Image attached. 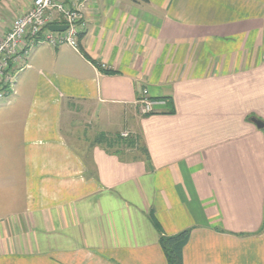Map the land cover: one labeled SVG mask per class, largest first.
Here are the masks:
<instances>
[{"label":"crops","instance_id":"1","mask_svg":"<svg viewBox=\"0 0 264 264\" xmlns=\"http://www.w3.org/2000/svg\"><path fill=\"white\" fill-rule=\"evenodd\" d=\"M79 4L0 103V264H166L150 213L184 264H264V0Z\"/></svg>","mask_w":264,"mask_h":264},{"label":"built area","instance_id":"2","mask_svg":"<svg viewBox=\"0 0 264 264\" xmlns=\"http://www.w3.org/2000/svg\"><path fill=\"white\" fill-rule=\"evenodd\" d=\"M80 0H32L31 8L12 22L9 30L0 36V100L8 96L13 88L16 75L25 67L32 49L40 44L57 48L67 45L77 49V37L85 28ZM65 26L62 32H52L49 26ZM140 110L150 114L160 105L150 100L145 89L139 90ZM126 132L121 137L126 138Z\"/></svg>","mask_w":264,"mask_h":264},{"label":"trees","instance_id":"3","mask_svg":"<svg viewBox=\"0 0 264 264\" xmlns=\"http://www.w3.org/2000/svg\"><path fill=\"white\" fill-rule=\"evenodd\" d=\"M1 1V0H0ZM82 52V51H81ZM83 56L88 59V56L82 52ZM110 73V72H107ZM168 109L171 112L172 106L171 104H168ZM97 143L104 142L107 144L108 148H115L117 150L122 149V145L125 142L124 139H122L120 136L115 135L114 138L106 139L104 137H99L96 141ZM150 218L158 230L159 233V239L158 243L160 246V249L164 255V258L166 260V264H184L183 263V249L188 241L189 235H190V229L182 230L174 235H165L162 233L158 223L153 217V214L150 213Z\"/></svg>","mask_w":264,"mask_h":264},{"label":"water","instance_id":"4","mask_svg":"<svg viewBox=\"0 0 264 264\" xmlns=\"http://www.w3.org/2000/svg\"><path fill=\"white\" fill-rule=\"evenodd\" d=\"M49 30L52 32H62L65 30V26L51 25V26H49ZM253 122L258 128H262V124L260 121L253 120Z\"/></svg>","mask_w":264,"mask_h":264},{"label":"rangeland","instance_id":"5","mask_svg":"<svg viewBox=\"0 0 264 264\" xmlns=\"http://www.w3.org/2000/svg\"><path fill=\"white\" fill-rule=\"evenodd\" d=\"M5 102V99L1 100L0 103H4Z\"/></svg>","mask_w":264,"mask_h":264}]
</instances>
